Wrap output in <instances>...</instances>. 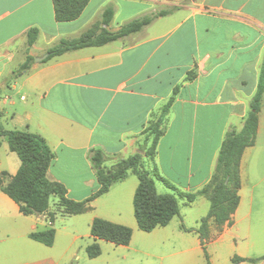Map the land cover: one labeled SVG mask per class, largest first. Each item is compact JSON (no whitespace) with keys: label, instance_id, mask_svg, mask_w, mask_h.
Here are the masks:
<instances>
[{"label":"crops","instance_id":"0c3cea01","mask_svg":"<svg viewBox=\"0 0 264 264\" xmlns=\"http://www.w3.org/2000/svg\"><path fill=\"white\" fill-rule=\"evenodd\" d=\"M172 7L178 9L139 33L36 62L62 39H76L99 24L107 8L115 12L108 30L116 32ZM31 29L39 37L28 52ZM28 55L35 62L20 73ZM263 58L264 0H90L69 23L56 21L53 0H0L1 122L7 130L42 136L55 155L48 178L62 183L69 199L84 201L100 189L90 151L111 157L106 168L136 154L144 130L176 93L155 166L177 192L196 193L211 181L227 133L243 129ZM190 73L195 78L187 81ZM263 116L264 95L256 144L241 162L240 204L224 226L210 222L207 255L198 229L209 211L188 222L192 216L182 210L206 198L190 206L181 201L180 216L146 233L134 212L139 180L129 175L81 215L64 214L59 198L52 197L45 214L25 216L0 189V264H234V258L258 260L238 264H264ZM20 167L2 139L5 184ZM157 189L174 192L164 185ZM96 218L130 227V244L99 241L100 256L89 258ZM48 230L56 233L52 246L31 238Z\"/></svg>","mask_w":264,"mask_h":264},{"label":"trees","instance_id":"16d2710c","mask_svg":"<svg viewBox=\"0 0 264 264\" xmlns=\"http://www.w3.org/2000/svg\"><path fill=\"white\" fill-rule=\"evenodd\" d=\"M90 0H53L55 19L58 23H69L78 20L89 5ZM178 8L160 10L123 25L118 31L111 32L108 27L112 23L115 12L107 8L99 24L84 32L76 39H62L49 49L46 61L66 53L90 47H100L121 40L132 34L139 33L152 25L157 19L174 13ZM39 37L38 29L28 32V52ZM35 59L28 55L20 73L29 71ZM195 78L194 73L188 74L187 81ZM264 95V58L261 68L259 87L251 101L250 112L244 121L241 131L232 130L227 133L219 151L216 167L211 181L196 193L177 192V188L169 180L161 176L155 166L157 149L160 139L166 133V118L175 101L174 97L162 108L160 116L143 132L145 139L139 151L126 159H120L111 168L105 163L111 159L101 149L90 151V161L96 172L100 189L84 201H74L67 197V188L60 182L51 181L48 172L55 155L46 140L37 134L10 131L1 122L0 113V144L7 138L10 150L16 153L21 161V167L16 176L4 183V175L0 172V189L15 201L22 214L43 215L50 205L52 197H58L66 215H81L91 210V203L110 191L113 185L124 181L132 173L137 176L139 186L134 197V212L138 227L141 231L150 233L158 227H166L171 221L180 216L181 201L190 206L199 196L210 202L207 216L200 221L198 229L202 237V245L207 255L205 240L209 235L210 222L222 227L230 222L240 204L239 190L241 188L240 167L244 152L256 144L260 111ZM152 166V169L149 168ZM157 181L174 191L160 194ZM185 229V227H183ZM55 230L33 233L31 238L47 246H52L55 240ZM91 235L95 243L87 248L89 258L95 259L101 254L99 241H107L116 245L128 246L132 240L133 230L128 226L118 225L96 218L92 224ZM260 260H264V257ZM258 260L234 258V264ZM77 264V263H73Z\"/></svg>","mask_w":264,"mask_h":264},{"label":"rangeland","instance_id":"374dc122","mask_svg":"<svg viewBox=\"0 0 264 264\" xmlns=\"http://www.w3.org/2000/svg\"><path fill=\"white\" fill-rule=\"evenodd\" d=\"M42 57H44V56H42ZM263 118H264V116H263ZM261 144H264V130H263V137L261 139ZM149 168L152 169V166H149ZM130 175H134V174L131 173ZM162 185H164L162 182L160 184V182L157 181V186H159L160 188H162ZM164 186L167 188L166 185H164ZM167 189H169V188H167ZM209 208H210L209 201H207L206 199L202 198L197 203V205H195L193 207H190L188 209L185 208V207H182V210L184 212L188 213V215L192 216V217L189 218V220H188V222H189V221H191V218H195V217H198L200 215L205 216L208 213ZM192 223H193V221L191 222V225H192Z\"/></svg>","mask_w":264,"mask_h":264},{"label":"water","instance_id":"95a60500","mask_svg":"<svg viewBox=\"0 0 264 264\" xmlns=\"http://www.w3.org/2000/svg\"><path fill=\"white\" fill-rule=\"evenodd\" d=\"M47 57H48V55H45L44 57H42L40 59H36V62L44 61Z\"/></svg>","mask_w":264,"mask_h":264}]
</instances>
